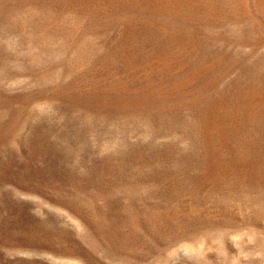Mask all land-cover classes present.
Segmentation results:
<instances>
[{
    "label": "rangeland",
    "instance_id": "obj_1",
    "mask_svg": "<svg viewBox=\"0 0 264 264\" xmlns=\"http://www.w3.org/2000/svg\"><path fill=\"white\" fill-rule=\"evenodd\" d=\"M0 264H264V0H0Z\"/></svg>",
    "mask_w": 264,
    "mask_h": 264
}]
</instances>
